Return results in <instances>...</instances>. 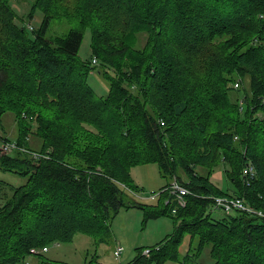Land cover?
<instances>
[{
  "label": "trees",
  "instance_id": "trees-1",
  "mask_svg": "<svg viewBox=\"0 0 264 264\" xmlns=\"http://www.w3.org/2000/svg\"><path fill=\"white\" fill-rule=\"evenodd\" d=\"M12 1L0 0V126L12 113L13 141L31 149L33 139L47 158L0 155V172L26 179L1 194L0 264L77 234L102 241L122 206L145 218L170 207L175 224L126 264H194V252L178 257L184 234L194 251L210 248L212 264H264V220L237 210L215 218L210 199L236 196L264 213V0H33L27 18L43 19L32 31L16 23ZM60 19L76 28L47 38ZM85 29L96 66L78 60ZM93 69L108 82L104 95L88 84ZM248 162L256 175L246 186ZM147 163L169 180L157 204L124 202L135 192L131 168ZM218 166L225 191L210 181ZM174 180L191 191L185 207L164 203Z\"/></svg>",
  "mask_w": 264,
  "mask_h": 264
},
{
  "label": "rangeland",
  "instance_id": "rangeland-1",
  "mask_svg": "<svg viewBox=\"0 0 264 264\" xmlns=\"http://www.w3.org/2000/svg\"><path fill=\"white\" fill-rule=\"evenodd\" d=\"M33 0H13L11 6L17 15L16 23L24 25L29 31L37 30L43 19L40 11H35L31 20L27 18L30 6ZM31 27L32 29H29ZM75 29V24H69L65 20H54L50 23L46 31V37L51 39L54 37H62L67 34L69 29ZM83 39L78 51L79 62H90L92 57L90 50V33L87 29L83 30ZM142 42V40H140ZM98 65V64H97ZM88 84L96 94L101 96L108 90V82L105 81L97 71L93 69V73L88 77ZM244 91L250 93L249 81L244 79ZM1 131L5 135L14 140L17 129L14 122L13 114L10 112L2 116ZM30 150L37 151L38 143L30 141ZM38 152V151H37ZM130 177L132 179V186L135 189L134 195L128 193L123 194L124 202L136 200L144 205H156L158 201V193L169 180L161 177L158 167L154 163H147L134 166L130 170ZM0 179L5 181V185L0 189L1 194H9L11 188L18 187L25 183L26 179L9 172H0ZM184 179V178H183ZM210 181L222 191L227 189V180L224 176L223 169L218 166L214 169L210 176ZM166 189V188H165ZM163 189V190H165ZM162 190V191H163ZM1 203V199H0ZM172 207L173 205L170 204ZM162 208V205H159ZM170 207L166 215L158 218H145L144 212L138 207L125 208L122 206L118 212L109 219L110 232L102 241H93L90 237L82 234L74 236L70 243H54L47 246V252L44 256L48 259L65 262L68 264H126L130 262L136 255L137 248L151 247L167 235L172 234L175 224L170 214ZM219 210H215L212 216L219 218L223 215ZM123 247V252L120 256V261L117 262L113 255V249L116 244ZM197 239H190V236L184 234L182 240L177 248L178 257L182 259L186 254L196 253L194 264H212L213 260L210 255V248L203 247L196 252L193 250L196 247ZM46 248V247H44ZM43 249V248H42ZM22 264H38V259L35 255L26 257ZM165 264H178L175 261H168Z\"/></svg>",
  "mask_w": 264,
  "mask_h": 264
},
{
  "label": "built area",
  "instance_id": "built-area-1",
  "mask_svg": "<svg viewBox=\"0 0 264 264\" xmlns=\"http://www.w3.org/2000/svg\"><path fill=\"white\" fill-rule=\"evenodd\" d=\"M29 29H32L31 27H29ZM90 64L92 66H96L98 64V61L96 58L91 57L90 59ZM239 81H236L233 85L234 88H238L239 87ZM239 109L242 110V100L239 101ZM160 124L163 125V123L160 121ZM14 152H21L24 153L26 155H28L30 158H32L33 160H39V159H44L47 158L46 155L41 154L40 152L37 151H33L27 148H24L20 145H18L16 142L14 141H5L1 139V135H0V155L3 156H8L13 154ZM256 175V171L254 166L248 162L244 165L242 171H241V177L243 179V182L245 183L246 186H248L255 178ZM165 191L168 193V198L164 201L165 204L167 203H175L176 207H185L186 205V196L191 195V191L179 184L178 182H176L175 180L173 182L170 183V185L168 186V188L165 189ZM131 195H134L133 191H128ZM212 200V204H213V210H219L224 212V214H230L233 211L237 210L240 212H244L250 215H254L260 219L264 220V213L260 210H256L254 208H252L251 206L247 205L244 203L242 198L236 197V196H211L210 198ZM176 209L172 210V213H175ZM54 246H58V243H54ZM152 248L146 247L143 249L142 251V255L144 256H148L150 253V250ZM156 249H158V247H156ZM48 248H43V249H31L30 250V254L31 255H36L39 253H44L47 252ZM123 252V247L120 244H116L114 246L112 255L114 257V259L119 262L120 261V256Z\"/></svg>",
  "mask_w": 264,
  "mask_h": 264
},
{
  "label": "crops",
  "instance_id": "crops-1",
  "mask_svg": "<svg viewBox=\"0 0 264 264\" xmlns=\"http://www.w3.org/2000/svg\"><path fill=\"white\" fill-rule=\"evenodd\" d=\"M4 133H5L4 131H1V134H0V135H1V136H2V135L6 136ZM6 137H7V136H6Z\"/></svg>",
  "mask_w": 264,
  "mask_h": 264
}]
</instances>
